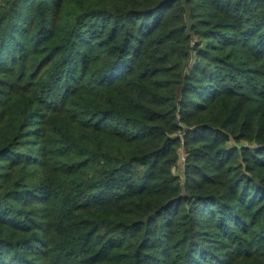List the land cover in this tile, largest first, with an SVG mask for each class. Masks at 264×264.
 Masks as SVG:
<instances>
[{
  "label": "trees",
  "instance_id": "trees-1",
  "mask_svg": "<svg viewBox=\"0 0 264 264\" xmlns=\"http://www.w3.org/2000/svg\"><path fill=\"white\" fill-rule=\"evenodd\" d=\"M0 264H264V0H0Z\"/></svg>",
  "mask_w": 264,
  "mask_h": 264
},
{
  "label": "built area",
  "instance_id": "built-area-1",
  "mask_svg": "<svg viewBox=\"0 0 264 264\" xmlns=\"http://www.w3.org/2000/svg\"><path fill=\"white\" fill-rule=\"evenodd\" d=\"M184 158H185V154H184V151H183V149H182V150L180 151V155H179V162H178L179 170H180L181 167H182V164H183Z\"/></svg>",
  "mask_w": 264,
  "mask_h": 264
},
{
  "label": "rangeland",
  "instance_id": "rangeland-1",
  "mask_svg": "<svg viewBox=\"0 0 264 264\" xmlns=\"http://www.w3.org/2000/svg\"><path fill=\"white\" fill-rule=\"evenodd\" d=\"M177 172L179 171V168H177V170H176Z\"/></svg>",
  "mask_w": 264,
  "mask_h": 264
}]
</instances>
